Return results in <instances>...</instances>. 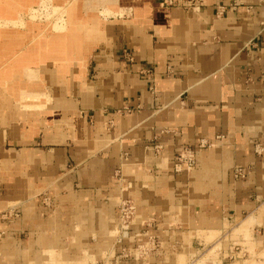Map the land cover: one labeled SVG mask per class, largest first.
<instances>
[{
    "label": "crops",
    "instance_id": "1",
    "mask_svg": "<svg viewBox=\"0 0 264 264\" xmlns=\"http://www.w3.org/2000/svg\"><path fill=\"white\" fill-rule=\"evenodd\" d=\"M44 1L0 0V214L21 212L0 217V264H118L108 254L122 198L135 203V229L152 224L165 245L210 239L235 215L256 247L264 0H203L200 10L50 0V11ZM201 139L211 144L197 148L196 168L176 173L175 155ZM238 165L245 181L234 179ZM40 203L53 212L43 217ZM179 250L177 264L195 253Z\"/></svg>",
    "mask_w": 264,
    "mask_h": 264
},
{
    "label": "rangeland",
    "instance_id": "2",
    "mask_svg": "<svg viewBox=\"0 0 264 264\" xmlns=\"http://www.w3.org/2000/svg\"><path fill=\"white\" fill-rule=\"evenodd\" d=\"M49 1L50 0L44 1V8L47 11L51 9ZM105 3L112 5L115 3V0H105ZM40 14L41 13L37 14L36 11L33 13L34 17H39ZM61 15L60 13L57 16L58 19L53 25L54 28L59 29L63 27L64 18L63 15ZM59 21H62V24ZM223 137V134L218 135L219 139ZM210 144L211 143L206 140L201 139L197 147L187 146L180 150L174 158V171L176 173L193 171L197 165V148L203 149L209 147ZM153 146L160 149L162 145L153 144ZM260 146V143L255 144V151L259 155L260 153H264V148L262 149ZM128 157L129 153L125 152L124 159ZM233 174L234 179L237 181H245L248 177L246 165H238ZM114 176L119 179L122 178L121 166L116 169ZM258 196H254V200H259L257 210L264 211V199ZM53 204L54 203H40L44 211L42 213L43 217L53 212ZM117 208H119L117 221H119L118 225H120V227L118 226V234L114 237L115 242L111 248V254L108 255H112L111 260L114 262L117 261L118 264H177V260L179 259L177 254L178 250L180 249L179 251H182L184 247L189 249H192V247L195 248V253L192 252L190 255H186L184 264H197L202 258L206 259L202 262L203 264H264V226H262L264 225V220L254 222L253 225H255V227H251V236L256 240V247L251 242H248V240L246 241L241 232H237V228L242 223V220L238 217L235 221V215H229V221L225 224V227L217 230L210 239L200 236L196 238V242H193V234H191L189 242H187L184 247L183 245L180 247V245L175 246L177 243H172L169 246L165 245L164 239L160 236V233L156 231L157 227L153 228L152 224H146L142 229H135L134 224L137 214L133 200L122 198ZM253 212L254 211L251 210L244 211L242 218H247L249 215L253 214ZM261 213L263 214V212ZM20 216L21 212L18 209L4 211L0 214L1 220L9 223L12 219ZM5 232L4 228L0 227V240L4 237ZM125 232L130 233L129 237L125 238L123 236ZM30 234V230L26 228L15 233L20 240L21 238L23 240L27 239ZM113 235L115 236V234ZM220 248L221 250H218ZM104 260L106 261V259ZM104 260L102 258L95 261L93 260L94 262L92 261L91 264H106ZM82 264H89V261H85Z\"/></svg>",
    "mask_w": 264,
    "mask_h": 264
},
{
    "label": "built area",
    "instance_id": "3",
    "mask_svg": "<svg viewBox=\"0 0 264 264\" xmlns=\"http://www.w3.org/2000/svg\"><path fill=\"white\" fill-rule=\"evenodd\" d=\"M188 3L186 4L187 5V8L188 9H191V10H200L203 6V0H187ZM224 11V7L221 6L219 8V11H218V14H222ZM126 110H130L129 107H126Z\"/></svg>",
    "mask_w": 264,
    "mask_h": 264
},
{
    "label": "water",
    "instance_id": "4",
    "mask_svg": "<svg viewBox=\"0 0 264 264\" xmlns=\"http://www.w3.org/2000/svg\"><path fill=\"white\" fill-rule=\"evenodd\" d=\"M125 234H127V232Z\"/></svg>",
    "mask_w": 264,
    "mask_h": 264
},
{
    "label": "bare ground",
    "instance_id": "5",
    "mask_svg": "<svg viewBox=\"0 0 264 264\" xmlns=\"http://www.w3.org/2000/svg\"><path fill=\"white\" fill-rule=\"evenodd\" d=\"M122 226H123V224H122Z\"/></svg>",
    "mask_w": 264,
    "mask_h": 264
}]
</instances>
